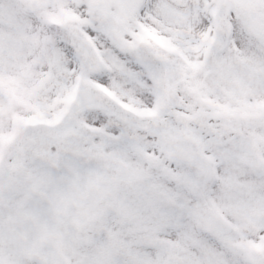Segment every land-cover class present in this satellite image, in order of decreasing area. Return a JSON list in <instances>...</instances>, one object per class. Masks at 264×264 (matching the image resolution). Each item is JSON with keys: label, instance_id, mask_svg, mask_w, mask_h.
I'll list each match as a JSON object with an SVG mask.
<instances>
[{"label": "snow or ice", "instance_id": "1", "mask_svg": "<svg viewBox=\"0 0 264 264\" xmlns=\"http://www.w3.org/2000/svg\"><path fill=\"white\" fill-rule=\"evenodd\" d=\"M0 264H264V0H0Z\"/></svg>", "mask_w": 264, "mask_h": 264}]
</instances>
